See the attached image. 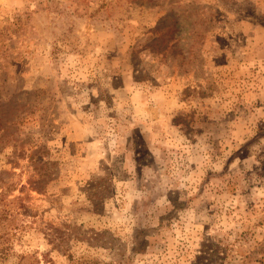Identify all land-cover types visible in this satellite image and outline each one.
<instances>
[{
  "label": "rangeland",
  "instance_id": "rangeland-1",
  "mask_svg": "<svg viewBox=\"0 0 264 264\" xmlns=\"http://www.w3.org/2000/svg\"><path fill=\"white\" fill-rule=\"evenodd\" d=\"M0 264H264V0H0Z\"/></svg>",
  "mask_w": 264,
  "mask_h": 264
}]
</instances>
